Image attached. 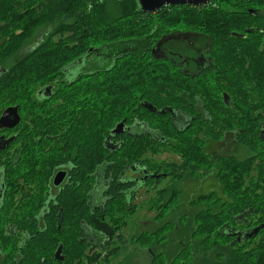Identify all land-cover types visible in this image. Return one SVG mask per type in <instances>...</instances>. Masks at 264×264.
Wrapping results in <instances>:
<instances>
[{
  "label": "trees",
  "instance_id": "obj_1",
  "mask_svg": "<svg viewBox=\"0 0 264 264\" xmlns=\"http://www.w3.org/2000/svg\"><path fill=\"white\" fill-rule=\"evenodd\" d=\"M40 26L45 31L26 44ZM194 42L201 46L199 58L211 59L199 74L178 64L196 54ZM161 47L177 51L173 61L154 55ZM58 82L65 83L56 85L65 92L63 101L54 105L52 97L37 98L39 87ZM144 101L165 113H153L141 105ZM13 105L30 114L35 130L26 137L18 128L12 159L0 161L4 177L15 178L18 185L37 182L41 142L33 133L41 126L54 131L64 125L61 141L49 148L54 153L62 146L64 155H74L78 175L94 173L105 152L107 164L116 167L122 161L157 166L148 147H156L155 154L169 151L178 156L181 165L174 168L182 172L161 191L166 198L149 202L157 221L180 206L174 181L185 172L213 173L220 194L211 191L190 202L191 209L179 219L181 241L170 243L178 246L175 251L167 247L168 230H176L172 220L136 236L138 247L151 255L150 264H264V0L165 5L150 13L141 10L138 0H0V114ZM171 111L187 115V121L176 125ZM138 112L158 140L141 137L134 144L125 138L118 151L105 148L116 123L131 122ZM227 132L250 155L214 159L210 143ZM10 168L11 175L4 171ZM117 191H111L114 200L106 202L102 214L91 215L90 243L80 240L79 225L69 224L73 211L85 213L72 188L64 196L61 227L53 213L38 231L32 202L13 213L2 210L0 264H113L126 242L122 231L137 211V204L119 198ZM26 227L32 231H17ZM59 242L69 255L63 261L54 257Z\"/></svg>",
  "mask_w": 264,
  "mask_h": 264
},
{
  "label": "flooded vegetation",
  "instance_id": "obj_2",
  "mask_svg": "<svg viewBox=\"0 0 264 264\" xmlns=\"http://www.w3.org/2000/svg\"><path fill=\"white\" fill-rule=\"evenodd\" d=\"M182 36L183 35H179L178 37ZM167 41L168 39L164 42V44ZM191 45L194 47V51L196 54L191 55L188 59L186 58V62H179V68L189 74H199V72L203 69L202 64L209 65L211 59L208 56H202L199 58L197 53H200L201 50L199 48L201 46L196 42L192 43ZM153 53L159 58H166L170 61H173V59L177 55V51H175V49L170 48L169 51H167L166 49H162V47L159 48L158 51L154 50ZM194 63L196 64L195 66L193 65ZM94 68L96 69V67ZM86 69H93V66H88ZM56 85L64 87L65 83L58 82L54 85L46 84L39 87V89H37V91L35 92L37 98L48 99L52 97L50 99L52 103L54 105L59 104L61 101H63L60 96L65 92L62 90L60 91L56 87ZM47 87L50 88L47 89ZM70 93L73 94L74 89L71 90ZM145 103L148 102L144 101L141 105L146 109H149L153 113L158 114L161 110L160 108H157V110H152L150 108L152 104L148 103L149 105L146 106ZM43 110L44 109H42V111ZM74 111L71 113V121L73 123L75 122L76 117V113H74ZM199 111V114H202L201 109ZM19 112L21 115L19 124L13 128L2 129L3 131L0 133V137L4 136V138H15L18 128H23L24 135L26 137H29L31 134V129L35 130V124L32 123L30 114L26 112L25 114H21V111ZM169 113H171L172 120H174L175 124L178 126H181L184 122L187 121V115L184 116L178 111H171ZM39 116L44 117L40 113ZM61 117L64 118L63 115H61ZM120 122H123V125L119 128V131H114V129ZM144 123L145 122L142 123V121H140L139 119V112L136 114V116H133L131 122H129L127 118H124L123 120L117 122L113 129H111L110 135L106 136V138L104 139V147L109 149L110 152H116L122 147V144L125 142V138H132L134 144H137L141 137L148 138L149 141H152L153 139L158 140V138L154 136L153 131L150 130V128ZM61 127H64V125L57 124L54 127L55 130L53 131L41 126L40 130H37L33 133L34 135H37V140L41 142V146H39L38 148V153H40V162L39 164L37 163L38 180L36 183L31 182V180H23L21 181V184L18 185L19 182H15V178L11 176L4 177L3 171L0 170V212L3 210L2 212L6 213L8 210L13 213L15 210H17V207H23V205L27 206L30 202H32L31 206L36 210L35 217L38 231L39 229H44L48 217L50 218L53 213L57 215V218L59 217V227H61V223L63 221V217L61 216H63L64 196H66V194H68V192L72 188L74 189V192L76 191L80 195L81 200L83 201L82 208L84 209L85 213L81 212V208L73 211L70 217L69 224L72 226L79 225L81 227L79 229L82 232V234H80V240L90 243L93 232V227L90 223L91 215L96 213L102 214L106 202L114 198L113 194L111 193L112 190H118L117 192L119 198L124 197L128 201L136 203V200L139 199V194L143 189H145V191H149L152 194L148 199V201L151 202L155 199L164 197L166 198V195L164 193L161 194V191L166 188L168 184L172 183L171 179L173 176L179 175L182 172V169L176 170L174 168H179L181 165V163H179L178 156L176 157L174 154L173 158H169L168 160L162 159L160 158L161 155L169 151L160 150L159 154H155L154 149L156 147L149 146L146 152L153 154V158L158 160L159 163L157 166L154 164H150L147 166L140 165L138 161H130L123 164L122 161L119 165L113 167L107 164L108 155L105 152L103 162L98 164L94 173L88 172L84 175H78L76 173V169L79 162L77 163L75 161L76 157H74V155H64L63 153H65L66 148L62 146H59L57 148L58 150H54V153H52L51 149L49 148L51 143H58V141H61L65 132L64 128ZM231 139L236 141L233 134L231 132H227L224 135L223 139L215 143H210V147L218 144H220V146L224 145L226 143H229ZM13 141L6 148L0 149L1 151H6L3 154H8V156H4L3 160H5V158H8V160L12 159V153L15 152V148H10V146L12 145ZM167 143L172 144V141H168ZM71 149H73L71 150V152H75V146H73ZM134 149L136 151L135 147H133V151ZM209 152L214 159H217V157L222 154H231L227 151L220 153L219 149L215 151V154H213L210 149ZM118 156L120 158L122 157L121 154ZM162 160L166 161L167 166L163 164ZM169 160H171V162H174L172 167ZM45 167L49 168L50 172L46 171L44 169ZM11 168L10 170L4 171H7V174L10 173L11 175ZM186 175L197 177L199 175H203V173L200 171L196 174L185 172L176 182L174 181L175 188H177V191L180 192L176 201L180 202V204L182 202L183 196V190L180 184ZM114 185H116L115 189ZM199 196L200 195L196 196L192 200L196 199ZM189 207H191L190 203ZM174 212L175 210H172L169 216H171ZM185 212L188 211L185 210L180 215H184ZM134 213H136V211H134ZM102 219L105 220V223L109 224V219H106L104 215H102ZM17 231L21 233L23 232L24 234L32 231V229L26 227V229L20 228L17 229ZM237 239L241 240L243 239V236H237ZM60 246L61 251L58 254L57 251ZM89 250L90 244L89 248L87 247L86 253ZM67 256L69 255L66 253L64 244L59 242L57 248L54 251V257L57 260L63 261Z\"/></svg>",
  "mask_w": 264,
  "mask_h": 264
},
{
  "label": "rangeland",
  "instance_id": "obj_3",
  "mask_svg": "<svg viewBox=\"0 0 264 264\" xmlns=\"http://www.w3.org/2000/svg\"><path fill=\"white\" fill-rule=\"evenodd\" d=\"M43 27L44 26L37 27L32 36L25 43L27 44L28 42L32 43L36 41L37 38L45 31ZM219 146L220 144L213 145L209 147V149L213 154H215L217 149L220 150V153L227 151L234 154L239 159L245 158L251 153L247 146H243L233 139H231L229 143L221 145L220 147ZM172 154L173 153L166 152L162 154L160 158L168 160L169 158L174 157V154ZM4 156L6 157L8 154H0V161H3ZM175 156L177 157V155ZM180 186L183 190L182 202L180 206L171 216H168L164 220L160 221H157L155 218L157 215L156 209L148 208L150 202L148 199L152 194L149 191H145V189L141 191L139 199L136 200L137 211L132 217H129V223L122 231L126 242L120 247L118 257L112 260L113 264H150L152 261L151 255L146 249L139 248L140 246L136 244L135 237L146 230L152 231L156 229L158 226H161L165 220H172L171 222L173 224L176 223L175 232L171 234L172 230H168L169 233L167 238V242H169L167 247L175 251L178 246L170 245V243L176 242L177 240L181 241L182 233H184V228L179 221L180 217L183 215L180 214L185 210L189 211L191 209L189 207V203L196 196L209 194L211 191H216L217 193L220 192L218 182L213 173H204L203 175H199L197 177L186 175L181 181ZM117 243H115V245Z\"/></svg>",
  "mask_w": 264,
  "mask_h": 264
},
{
  "label": "water",
  "instance_id": "obj_4",
  "mask_svg": "<svg viewBox=\"0 0 264 264\" xmlns=\"http://www.w3.org/2000/svg\"><path fill=\"white\" fill-rule=\"evenodd\" d=\"M138 2H139V6L142 11L150 13V12H155L159 10L165 5L174 6V5L190 4L194 6H201L204 4H208L209 2H211V0H138ZM49 88L50 87H47V89ZM145 104L146 106L149 105L148 103H145ZM150 108L152 110H157V107L153 105H151ZM159 112L165 113V109H161ZM20 120H21V115L19 112V106L18 105L9 106L3 111L0 117V128L1 129L13 128L19 124ZM122 125H123V122H120L116 126L114 131L118 132L119 128ZM13 139L14 137H10L8 139L4 138V136L0 137V149H4L7 146H9L11 142L13 141ZM258 230L259 228L255 229V234H257ZM60 251H61V246L59 247L57 253L59 254Z\"/></svg>",
  "mask_w": 264,
  "mask_h": 264
}]
</instances>
